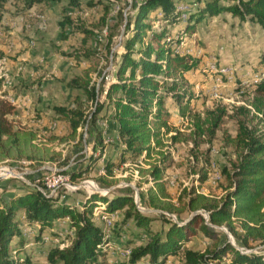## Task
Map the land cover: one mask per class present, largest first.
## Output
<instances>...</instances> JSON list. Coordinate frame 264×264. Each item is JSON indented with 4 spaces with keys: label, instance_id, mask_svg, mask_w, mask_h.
Returning a JSON list of instances; mask_svg holds the SVG:
<instances>
[{
    "label": "rangeland",
    "instance_id": "1",
    "mask_svg": "<svg viewBox=\"0 0 264 264\" xmlns=\"http://www.w3.org/2000/svg\"><path fill=\"white\" fill-rule=\"evenodd\" d=\"M104 1L93 6L85 3L68 6L66 0L35 1L32 5L27 0H5L0 9V98L14 105L8 116L16 126L32 128L36 131L37 142H44L61 152L51 161L21 163L22 167L32 171L42 170L39 168L43 164L69 168L79 161L87 162V157L95 153L99 159L88 171L71 179L78 189L61 190L62 198L77 206L81 205L85 194L94 191L104 195L127 192L133 195L137 207L149 209L142 195L152 182L146 180L149 173L142 174L139 168L147 167L151 162L165 166L163 180L174 199L182 190L192 187L212 195L222 194L227 183L222 168H231L241 151L233 141L238 122L244 120L251 126L256 124L264 128L260 119L262 114L252 103L253 84L241 82L264 68L263 29L255 22L241 20L226 11L194 19L193 27L186 29L184 19L187 10L196 6L194 0L176 1L173 13L180 16L178 20H170V14L164 16L160 8L149 11L147 21L151 28H165L166 46L176 54L196 58L197 65L169 76L180 80L183 87L177 90H185V93L177 101L172 95L175 90L167 91L161 116L164 123L152 124L159 133L151 141V153L146 155L144 151L135 159H125L113 166L111 175H106L105 161L108 157L118 160L121 148L116 121L112 117L113 107L105 106L95 121V128H101L104 136L101 153L98 149L93 150L95 132L88 121L77 128L75 139L70 138L69 122L53 108L54 105L76 106L79 99L85 104V114L89 117L95 102L86 99L83 90L70 82L74 77L79 80L88 77L99 84L103 75H106V82L114 79L116 62L124 50L127 15L133 13L134 7L133 0ZM66 15L71 22L62 26L60 22ZM109 34H112L110 50L107 48ZM99 98L104 99L105 93ZM217 114H221L220 121L211 132L212 119ZM51 137L54 138L49 139ZM1 164L15 165L17 162L9 159ZM204 171L207 177L200 181L199 176ZM99 174L106 175L109 181L96 180L94 176ZM26 184L18 177L0 178V198L22 191ZM94 205L100 214H94L93 206L94 218L103 222L101 215L109 216L111 224L107 227L103 222L106 241L100 244L102 251L98 250L95 260L85 264H119L127 258L120 250L128 248L124 245L131 228L126 225L117 236L111 227L126 206L107 211L106 202L99 199ZM19 215L20 233L13 236L11 247L15 249L21 245L13 252L21 264H49L50 243L64 246L72 238L74 230L69 227V220L60 222L58 227L56 219L52 226L39 231V223L28 222L22 212H18ZM170 216L177 219L174 214ZM180 216L186 221L188 213L183 212ZM158 223L151 222V230ZM218 231L243 250L264 253V242L253 241L251 247H242L225 226L219 227ZM60 232L64 234L63 239ZM20 235L23 236L21 244ZM149 235L150 231L143 230L139 242H144ZM212 243L197 231L190 235L184 246L203 248ZM181 255L182 250L168 255L161 263H151L147 258L139 262L184 264ZM220 264L232 263L227 255Z\"/></svg>",
    "mask_w": 264,
    "mask_h": 264
},
{
    "label": "trees",
    "instance_id": "2",
    "mask_svg": "<svg viewBox=\"0 0 264 264\" xmlns=\"http://www.w3.org/2000/svg\"><path fill=\"white\" fill-rule=\"evenodd\" d=\"M5 0H0V9ZM54 0H27L33 2ZM177 0H133L134 11L127 15L123 40V51L114 69V79L106 82L103 75L99 84L85 77H76L71 85L83 90L85 98L95 102L94 110L88 117L85 104L81 100L76 106L54 105L53 108L69 122V137L75 139L77 128L88 121L95 132L93 150L101 153L104 147V136L101 128H95V121L102 109L112 106V117L116 121V131L121 141L118 160L110 157L104 164L106 175L113 173L112 168L125 159H135L144 151L146 155L153 148L151 141L159 133L152 124L164 123L161 120L164 97L168 90H175L172 95L177 101L183 97L185 90L174 74L185 72L197 65V59L191 56L176 54L166 46L165 28H151L147 21L149 11L160 8L164 16L170 14V20H178L180 16L173 13ZM68 6H79L82 3L93 6L105 3L104 0H66ZM196 6L187 10L185 27H193L192 20H199L204 15H215L230 12L241 20H250L260 25L264 31V0H194ZM122 16V14H121ZM71 22L66 15L61 25ZM130 32L127 34V32ZM148 36V39L145 37ZM112 34L108 36L107 48L110 50ZM264 55V54H263ZM264 59V58H263ZM106 82V84H105ZM105 84V85H104ZM162 87V88H161ZM252 103L261 112L264 122V77L255 81ZM165 90V91H164ZM105 98L100 99L101 93ZM14 105L0 98V163L8 159L25 158L34 163L51 161L61 152L44 142L36 141V131L32 128L16 126L9 118ZM221 114L212 119L211 132L219 124ZM55 137V136H54ZM51 137L49 139H52ZM236 146L241 148L238 159L231 168L223 167L227 183L225 192L212 195L200 192L195 187L182 190L174 199L168 192L163 180L162 166L151 162L147 167H140V173H149L152 186L143 193L144 202L149 207L142 210L134 203L133 195L127 192L104 195L94 191L85 194L80 206L71 200L62 198V189L55 194L47 195L39 189L27 185L19 192H12L0 198V264H21L13 256L20 246L12 248L11 240L20 233L18 223L22 212L30 223H39V231L52 226L57 218L68 216L69 227L74 230L70 242L64 246L50 243L47 252L49 264H85L95 260L96 253L102 251L100 244L106 241L102 221L94 218L92 207L96 200L106 202V210L114 211L124 208L121 217L112 225V233L120 236L126 225L131 232L126 238L124 247L130 248L126 260L119 264H136L144 258L151 263H161L170 254L182 250L184 264H220L229 256L232 264H264V253L246 251L232 244L219 232L225 226L242 247H251V242H264V128L249 125L244 120L238 122L237 132L233 138ZM158 142V140H157ZM100 157V156H99ZM98 156L90 154L84 161L67 168L71 179H76L88 171L98 160ZM38 170L30 175H39ZM106 175H95L100 182L109 181ZM207 177L202 172L199 180ZM187 212V220L180 214ZM170 214L176 215L174 219ZM158 221V226L151 230L150 224ZM143 230L150 231L144 242H139ZM199 231L212 245L203 248L184 246L190 235ZM224 238L221 240V236ZM39 237V236H37ZM20 235L19 244L23 243Z\"/></svg>",
    "mask_w": 264,
    "mask_h": 264
},
{
    "label": "built area",
    "instance_id": "3",
    "mask_svg": "<svg viewBox=\"0 0 264 264\" xmlns=\"http://www.w3.org/2000/svg\"><path fill=\"white\" fill-rule=\"evenodd\" d=\"M221 71H224L221 69ZM249 73L248 75H250ZM227 76V75H226ZM264 77V68H261L258 72H255L251 74L250 77L243 78L241 80L244 85L253 84L255 81L259 80L260 78ZM9 160V159H8ZM7 161V160H5ZM13 161H16L17 164L15 165H0V178H7V177H18L25 182H27V185H30L32 187H35L42 191L43 193L47 195H52L57 192L58 189H63L65 191H74L78 189V186L71 180L70 175L65 170L67 169L66 166L64 167H57V166H51V165H41L39 169H42L43 171L39 175H35V177L31 178L30 175L36 171V170H30L26 167H22L23 163H33L32 160L29 159H13ZM22 163V164H21ZM21 168V170L19 169ZM102 171V170H100ZM29 175V176H28ZM100 203H103L100 201ZM103 207V206H100ZM93 212L95 215H100L97 210V206L94 205ZM58 223L60 222L65 223L69 220V217L66 215L65 217L57 218ZM101 219H103V222L105 223V226H109L111 224V219L109 216L101 215ZM61 223V224H62ZM72 230V228H71ZM61 233V232H60ZM62 239L64 238V234L61 233ZM44 239H48L47 236L43 235ZM59 246H63V244H59ZM122 256H127L130 254V248H124L121 249ZM136 264H144L143 262H137ZM148 264V263H146Z\"/></svg>",
    "mask_w": 264,
    "mask_h": 264
},
{
    "label": "crops",
    "instance_id": "4",
    "mask_svg": "<svg viewBox=\"0 0 264 264\" xmlns=\"http://www.w3.org/2000/svg\"><path fill=\"white\" fill-rule=\"evenodd\" d=\"M0 61H2V60H0ZM57 223H58V222H57ZM60 226H61V224L58 223V227H60Z\"/></svg>",
    "mask_w": 264,
    "mask_h": 264
},
{
    "label": "water",
    "instance_id": "5",
    "mask_svg": "<svg viewBox=\"0 0 264 264\" xmlns=\"http://www.w3.org/2000/svg\"><path fill=\"white\" fill-rule=\"evenodd\" d=\"M126 21V20H125ZM228 231V230H227Z\"/></svg>",
    "mask_w": 264,
    "mask_h": 264
}]
</instances>
